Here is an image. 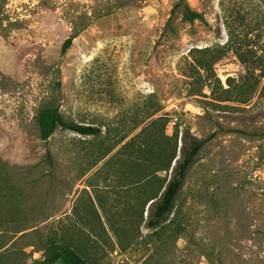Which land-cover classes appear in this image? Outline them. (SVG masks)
Listing matches in <instances>:
<instances>
[{
  "label": "rangeland",
  "instance_id": "obj_1",
  "mask_svg": "<svg viewBox=\"0 0 264 264\" xmlns=\"http://www.w3.org/2000/svg\"><path fill=\"white\" fill-rule=\"evenodd\" d=\"M47 108L102 134L45 143ZM158 119L205 144L152 228L118 152ZM52 237L90 264H264V0H0V264H44Z\"/></svg>",
  "mask_w": 264,
  "mask_h": 264
},
{
  "label": "trees",
  "instance_id": "obj_2",
  "mask_svg": "<svg viewBox=\"0 0 264 264\" xmlns=\"http://www.w3.org/2000/svg\"><path fill=\"white\" fill-rule=\"evenodd\" d=\"M202 18L199 13L186 7L185 19L187 21L194 22ZM71 43L72 39H68L64 43V52L70 47ZM161 122V119L151 122L118 152L120 157L133 156V158L136 157L142 161V164L138 165L139 167L142 165L139 172L144 179L142 189L145 192V189L149 188L155 192L153 198L150 199L153 202L149 205L150 212L148 213L147 223L152 228L158 227L172 213L178 195L183 188L186 175L205 144V141H194L187 147V139L182 137L183 145L180 147L178 134L171 137H164V133L159 134V137L149 135L151 128ZM162 126L165 127V124L162 123ZM38 127L40 139L45 143L59 127L80 136L96 137L102 134L100 128L65 121L57 108H47L41 111L38 115ZM125 138L120 139L119 143L123 142ZM137 139H139V142H137ZM119 143L117 142V144ZM179 151L181 152L180 158H178ZM118 156L116 155V157ZM162 171H172L171 179L165 185L159 177V173ZM43 263L90 264L68 239L55 237L50 238L48 242Z\"/></svg>",
  "mask_w": 264,
  "mask_h": 264
}]
</instances>
